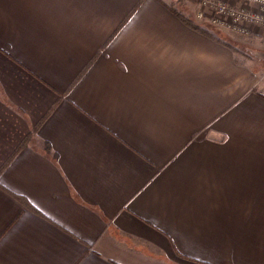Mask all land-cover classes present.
Instances as JSON below:
<instances>
[{
	"label": "crops",
	"instance_id": "crops-1",
	"mask_svg": "<svg viewBox=\"0 0 264 264\" xmlns=\"http://www.w3.org/2000/svg\"><path fill=\"white\" fill-rule=\"evenodd\" d=\"M138 1L0 0V264H264L260 78Z\"/></svg>",
	"mask_w": 264,
	"mask_h": 264
},
{
	"label": "built area",
	"instance_id": "built-area-1",
	"mask_svg": "<svg viewBox=\"0 0 264 264\" xmlns=\"http://www.w3.org/2000/svg\"><path fill=\"white\" fill-rule=\"evenodd\" d=\"M193 15L219 29L264 39V0H196Z\"/></svg>",
	"mask_w": 264,
	"mask_h": 264
},
{
	"label": "trees",
	"instance_id": "trees-1",
	"mask_svg": "<svg viewBox=\"0 0 264 264\" xmlns=\"http://www.w3.org/2000/svg\"><path fill=\"white\" fill-rule=\"evenodd\" d=\"M159 2H161L162 4L166 5L174 14H176L180 20L186 24L187 26H189L190 28L199 31L207 36H210L211 38L215 39L216 41L229 46L232 50H234L236 52V50H238V47L236 45H234L233 43L229 42L220 31L214 32L211 29V25L208 23L203 22V20H198L194 17L192 10H188V9H183V5L186 1L191 2L192 4L196 2V0H173V1H165V0H157ZM142 2V0H139L134 7L131 9V11H133L140 3ZM190 9V8H189ZM130 11V12H131ZM203 22V23H202ZM250 38H253L251 36H248ZM262 41V40H261ZM264 42V41H263ZM81 74V73H80ZM72 86V84L67 88V90ZM66 90V91H67ZM65 91V92H66ZM55 105V104H54ZM54 105H52L46 112L45 115H43L30 129V131L28 133H26L22 139L20 140V142L16 145L12 155L10 156L13 157L20 149H22L25 146H28L31 141L35 138V136L37 135L36 132L39 128V126L41 125V123H43V121L46 119L47 115L51 112V110L53 109ZM43 144H44V149L47 151L51 150V145L47 140H43ZM56 155V153H55ZM7 163V162H6ZM5 163V164H6ZM4 164V165H5ZM175 251L178 255L183 256V257H188L184 254H182L181 252H179L176 248ZM190 258V257H188Z\"/></svg>",
	"mask_w": 264,
	"mask_h": 264
},
{
	"label": "rangeland",
	"instance_id": "rangeland-1",
	"mask_svg": "<svg viewBox=\"0 0 264 264\" xmlns=\"http://www.w3.org/2000/svg\"><path fill=\"white\" fill-rule=\"evenodd\" d=\"M165 1L169 2L173 0ZM182 5L183 9L192 10L191 2L186 1ZM194 5L196 7V2ZM210 27L214 32L220 31L229 42L238 47V50L235 52L236 58L253 69L254 73L260 78L258 86L260 88L264 87V39L241 36L228 30L219 29L214 25Z\"/></svg>",
	"mask_w": 264,
	"mask_h": 264
}]
</instances>
